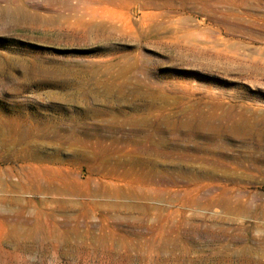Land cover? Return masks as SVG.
<instances>
[{
  "label": "rangeland",
  "instance_id": "1",
  "mask_svg": "<svg viewBox=\"0 0 264 264\" xmlns=\"http://www.w3.org/2000/svg\"><path fill=\"white\" fill-rule=\"evenodd\" d=\"M6 57L64 69L13 72L0 116L65 139L0 136V264H264V0H0ZM47 171L66 193L16 188ZM35 222L58 235L32 244Z\"/></svg>",
  "mask_w": 264,
  "mask_h": 264
},
{
  "label": "bare ground",
  "instance_id": "2",
  "mask_svg": "<svg viewBox=\"0 0 264 264\" xmlns=\"http://www.w3.org/2000/svg\"><path fill=\"white\" fill-rule=\"evenodd\" d=\"M21 72L23 76L30 77V78H39L42 79V83L44 84H55L59 83V79L64 74V69L59 67H53L46 65V63H40L38 61H32L29 62L23 57H14L9 58L6 57L4 59H0V73L5 72L3 77H0V87L3 86L1 81L4 80H14V74L13 72ZM3 74V73H2ZM5 85V84H4ZM18 90V89H17ZM249 120L253 121V124H247V123H239L238 125L241 127H238L244 132L245 137L249 139H253V137H261L263 135V131H259L258 127L254 124H259L256 122H261L263 119H257L255 115L250 118ZM26 122V123H25ZM29 122L28 118H20L18 116H12V117H4L0 116V130L3 131V134H1V137H9L12 141L11 143H1V146L3 149H5L6 152L19 155H37L42 154L46 155V149L48 147L52 148V154L53 155H59L62 153L61 150V143H51L48 139L54 134L52 137L55 139L61 140L65 139L62 137L61 134H58L55 128L52 132H41L35 134L34 129L37 128L35 126V121L31 120L29 125H27ZM46 125H50L51 123L49 120L43 121ZM25 123V124H24ZM27 125L28 128H25L23 131L21 130L19 125ZM31 124V126H30ZM236 124V123H235ZM10 125V126H9ZM37 125V124H36ZM4 126L13 127L14 130H17L15 135H6L4 134ZM32 127V129H31ZM258 132V133H257ZM16 139H14V138ZM38 138V139H36ZM39 140L43 139L41 142L32 141V140ZM263 140L258 138L255 140V143L257 146V152L263 153L264 152V144H262ZM254 143V144H255ZM40 144V145H39ZM69 151L72 153V155H78V154H84L86 155V151L84 150V146L80 144V147L83 148V151H76L75 149L78 148L77 142H69ZM19 147V148H18ZM249 149V148H248ZM251 150V147H250ZM19 151V152H18ZM75 158V156H73ZM50 171H47L44 173V175H33L29 178L24 179V181L20 182L16 188H22L24 184H29L31 187H34L36 191L43 192L45 190L50 191H59L60 193H66L68 191V184L64 182V179H61L60 176H50ZM7 186H1L2 190H5ZM4 192V191H3ZM7 192V190H5ZM4 192V193H5ZM5 197V196H4ZM7 202V201H6ZM11 202V201H10ZM25 222H28L26 220ZM54 235H58L55 231L50 230L47 226H42L40 223L35 222L31 228L25 229L24 231H20V236L23 238L28 239L31 241L32 244H38V245H47V240L54 237ZM45 239V240H43ZM21 245V244H19ZM55 247V245H52ZM22 248H25L26 245H21Z\"/></svg>",
  "mask_w": 264,
  "mask_h": 264
}]
</instances>
